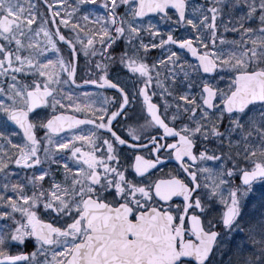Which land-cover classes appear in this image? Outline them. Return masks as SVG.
Segmentation results:
<instances>
[{
  "label": "snow or ice",
  "instance_id": "snow-or-ice-1",
  "mask_svg": "<svg viewBox=\"0 0 264 264\" xmlns=\"http://www.w3.org/2000/svg\"><path fill=\"white\" fill-rule=\"evenodd\" d=\"M257 184L264 0H0V264H264Z\"/></svg>",
  "mask_w": 264,
  "mask_h": 264
},
{
  "label": "rangeland",
  "instance_id": "rangeland-1",
  "mask_svg": "<svg viewBox=\"0 0 264 264\" xmlns=\"http://www.w3.org/2000/svg\"><path fill=\"white\" fill-rule=\"evenodd\" d=\"M196 2L197 3H199V2H201V0H196ZM234 37L231 35V34H229L228 36H227V39H233ZM155 54V53H154ZM81 64H83V61H81ZM223 86V85H222ZM211 146V145H210ZM34 241L32 242V243H28V245L32 248V250L31 251H33L34 250Z\"/></svg>",
  "mask_w": 264,
  "mask_h": 264
},
{
  "label": "trees",
  "instance_id": "trees-1",
  "mask_svg": "<svg viewBox=\"0 0 264 264\" xmlns=\"http://www.w3.org/2000/svg\"><path fill=\"white\" fill-rule=\"evenodd\" d=\"M261 191H264V185H260V184H257V192H261ZM30 246L27 245V250H29Z\"/></svg>",
  "mask_w": 264,
  "mask_h": 264
},
{
  "label": "flooded vegetation",
  "instance_id": "flooded-vegetation-1",
  "mask_svg": "<svg viewBox=\"0 0 264 264\" xmlns=\"http://www.w3.org/2000/svg\"><path fill=\"white\" fill-rule=\"evenodd\" d=\"M79 82H80V81H78V83H79ZM105 94L111 96V95H112V92H111V91H108V92H106Z\"/></svg>",
  "mask_w": 264,
  "mask_h": 264
}]
</instances>
